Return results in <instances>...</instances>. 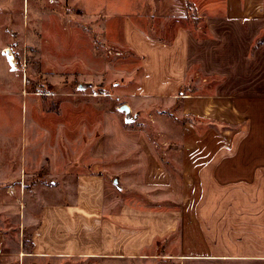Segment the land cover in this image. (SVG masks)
<instances>
[{"label": "crops", "instance_id": "0c3cea01", "mask_svg": "<svg viewBox=\"0 0 264 264\" xmlns=\"http://www.w3.org/2000/svg\"><path fill=\"white\" fill-rule=\"evenodd\" d=\"M203 7L208 34L199 41L183 25L164 41L129 15L121 23L122 40L141 63L132 103L179 98L180 114L201 121L172 127L173 141L177 138L187 153L181 172L186 192L171 194L177 200L171 204L144 202L157 198L158 186L173 188L176 179L144 141L143 165L124 164L115 171L106 221L98 203L101 183L108 179L96 171L80 172L74 191L64 182L55 201L14 209L13 250L3 247L6 231L0 228V264L133 253L150 264H264V112L258 111L264 79L249 75L264 65L259 57L264 50L253 48L264 25V0H205ZM191 65H200L197 72L206 81L208 76L221 80L209 81L203 91L181 90ZM128 169H141L143 206L121 196L120 175ZM185 229L186 239H166Z\"/></svg>", "mask_w": 264, "mask_h": 264}, {"label": "rangeland", "instance_id": "374dc122", "mask_svg": "<svg viewBox=\"0 0 264 264\" xmlns=\"http://www.w3.org/2000/svg\"><path fill=\"white\" fill-rule=\"evenodd\" d=\"M203 1L0 0V228L6 231V250H13L14 209L55 201L64 182L67 190L74 191L80 172L96 171L108 179L101 183L104 194L98 203L106 221L110 183L119 175L115 171H122L124 164L143 165L144 141L176 177L173 188L158 186L157 198L144 202L171 204L177 201L171 194L186 192L181 172L187 153L177 138L173 141L172 127L197 119L180 114L179 98L166 104L132 103L141 63L123 42L121 23L129 15L143 23L151 36L164 41H170L176 27L183 25L199 41L208 34ZM262 27L255 49L264 50ZM8 53L15 66L7 60ZM259 57L263 62L264 51ZM197 68L200 65L189 67L185 91H203L210 82L221 80L208 76L206 81ZM249 75L264 79V65ZM258 107L264 112V98ZM140 172L128 169L120 175L121 196L143 206ZM184 235L186 239V229L166 239L177 242ZM39 264L150 263L143 262V254L133 253L72 256Z\"/></svg>", "mask_w": 264, "mask_h": 264}, {"label": "bare ground", "instance_id": "6f19581e", "mask_svg": "<svg viewBox=\"0 0 264 264\" xmlns=\"http://www.w3.org/2000/svg\"><path fill=\"white\" fill-rule=\"evenodd\" d=\"M8 50V49H7ZM6 52V51H5ZM8 52L10 53V51L8 50ZM7 54V60L10 62V64L11 65H13V66H15L14 64H15V61H14V57L13 56H11V54ZM23 254V253H22Z\"/></svg>", "mask_w": 264, "mask_h": 264}, {"label": "trees", "instance_id": "16d2710c", "mask_svg": "<svg viewBox=\"0 0 264 264\" xmlns=\"http://www.w3.org/2000/svg\"><path fill=\"white\" fill-rule=\"evenodd\" d=\"M184 89H185V87L183 89H181V90H184Z\"/></svg>", "mask_w": 264, "mask_h": 264}, {"label": "water", "instance_id": "95a60500", "mask_svg": "<svg viewBox=\"0 0 264 264\" xmlns=\"http://www.w3.org/2000/svg\"><path fill=\"white\" fill-rule=\"evenodd\" d=\"M125 107H127V105H124Z\"/></svg>", "mask_w": 264, "mask_h": 264}, {"label": "built area", "instance_id": "2783aa9c", "mask_svg": "<svg viewBox=\"0 0 264 264\" xmlns=\"http://www.w3.org/2000/svg\"><path fill=\"white\" fill-rule=\"evenodd\" d=\"M9 50V49H8Z\"/></svg>", "mask_w": 264, "mask_h": 264}]
</instances>
